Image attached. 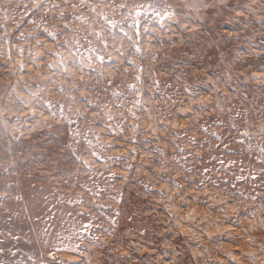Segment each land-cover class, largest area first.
<instances>
[{"label": "rangeland", "instance_id": "374dc122", "mask_svg": "<svg viewBox=\"0 0 264 264\" xmlns=\"http://www.w3.org/2000/svg\"><path fill=\"white\" fill-rule=\"evenodd\" d=\"M0 264H264V0H0Z\"/></svg>", "mask_w": 264, "mask_h": 264}]
</instances>
